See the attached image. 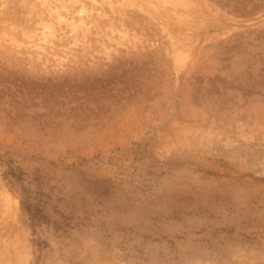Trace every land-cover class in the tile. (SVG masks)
<instances>
[{
	"label": "rangeland",
	"instance_id": "rangeland-1",
	"mask_svg": "<svg viewBox=\"0 0 264 264\" xmlns=\"http://www.w3.org/2000/svg\"><path fill=\"white\" fill-rule=\"evenodd\" d=\"M158 1L0 0V264H264V0Z\"/></svg>",
	"mask_w": 264,
	"mask_h": 264
},
{
	"label": "bare ground",
	"instance_id": "bare-ground-1",
	"mask_svg": "<svg viewBox=\"0 0 264 264\" xmlns=\"http://www.w3.org/2000/svg\"><path fill=\"white\" fill-rule=\"evenodd\" d=\"M160 1H162V0H159L158 2H160ZM170 1H171V3L173 4L172 0H170ZM164 3H166V2H163L162 4H164ZM151 4H152V3H151ZM172 4L168 3L167 5H171V6H172ZM178 4H180V3H178ZM173 6H174V8H176L174 4H173ZM173 6H172V7H173ZM81 7H82V8H81V9H82V10H81V13H82V14H83V13H86V11H88L87 8H86V6H85L84 4H82ZM58 13H59V14H56V17L53 18V19H55V20L57 19V23L60 22V25H62V23H64V21H65V24H67V25L70 24V27L72 28V31H73L74 29L77 31L78 24L80 25L82 22L85 21V20H83L81 23H79V22L76 23L78 19H77V20H72L73 18H72V19H69V17L67 18V17H65V16H63V15H60V12H58ZM27 16H29V15H27ZM40 16H42V15H40ZM53 16H54V15H53ZM71 16H72V15H71ZM89 16H90V15H89ZM99 16H100V15H99ZM149 16H150V15H149ZM178 16L185 17L184 15H177V21H178L179 18H180V17H178ZM82 17H83V16H82ZM121 17H122V16H121ZM152 17H153V16H152ZM152 17H151V18H152ZM21 18H22V17H21ZM23 18H25V16H23ZM23 18H22V19H23ZM41 18H42V17H41ZM112 18H113V17H112ZM13 19H14V18H13ZM44 19H45V18H44ZM79 19H80V17H79ZM123 19H124V18H123ZM127 19H128V18H127ZM165 19H166V18H165ZM180 19H183V18H180ZM38 20H40V18H39ZM38 20H36V22H38ZM45 20H46V19H45ZM51 20H52V19H51ZM55 20H54V21H55ZM81 20H82V19H81ZM175 20H176V18H175ZM183 20H184V19H183ZM183 20H181V21H183ZM62 21H63V22H62ZM75 21H76V22H75ZM181 21H179V22H181ZM47 22H48V23H47ZM47 22L43 21V18L41 19L40 22H38L39 24H42V23H43L42 25H45V27L48 28V32H43V33H45V34L42 35V37H43L44 39H47V37L49 38L50 36H51V37L56 36V34H55V32H56V31H55V30H56V26L54 25L55 23L53 22V23H54V24H53L52 22H50V19H48ZM55 22H56V21H55ZM61 22H62V23H61ZM68 22H69V23H68ZM108 22H109V21H108ZM111 22H112V21H111ZM121 22H122V21H121ZM44 23H45V24H44ZM182 23H183V22H182ZM9 24H10V22H9ZM124 24H125V23H124ZM11 25H12V23H11ZM16 25H17V24H16ZM36 25H37V24H36ZM56 25H57V24H56ZM85 25H86V24H85ZM112 25H113V24H112ZM122 25H123V24H122ZM160 25H161V24H160ZM17 26H18V25H17ZM57 26H58V25H57ZM107 26H108V25H107ZM120 26H121V25H120ZM161 26H162V25H161ZM18 27H20V26H18ZM54 27H55V28H54ZM80 27H81V26H80ZM109 27H111V26H109ZM83 28H84V27H83ZM89 28H90V26H89ZM113 28H114V27H113ZM124 28H125V27H124ZM162 28H163V27H162ZM167 28H168V27H167ZM85 29H87V28H84L83 30H85ZM44 30H45V29H44ZM112 30H113V29H112ZM120 30H121V29H120ZM163 30H164V29H163ZM21 31H24V30H21ZM76 31H75V32H76ZM122 31H124V29H123ZM26 32H27V30H26ZM30 32H31V30H30ZM86 32H88V31H86ZM119 32H120V31H119ZM119 32H118V33H119ZM27 33H28V32H27ZM121 33H123V34H122L123 37H126V38H127V36H128L127 34H128V33H127V30H126V29H125L124 32H121ZM126 33H127V34H126ZM145 33H146V32H145ZM84 34H85V33H84ZM24 35H25V34H24ZM27 35L30 36V34H27ZM119 35H120V34H119ZM167 35H168V34H167ZM122 36H121V37H122ZM133 36H135V35H133ZM26 37H27V36H26ZM42 37H41V38H42ZM75 37H76V36H74L73 38H75ZM131 37H132V36H131ZM147 37H148V36H147ZM168 37H171V36H168ZM12 38H13V37H12ZM12 38H11V39H12ZM126 38H125V39H126ZM78 39H79V38H78ZM120 39H123V38H120ZM129 39H130V38L128 37L126 41H128V42L131 41V40H129ZM134 39L137 40V41H138V40L140 41V38H138V37H137V39H136V37H135V38H132V40H134ZM171 39H172V38H171ZM173 40H174V39H173ZM75 41H77V39H75ZM75 41H74V42H75ZM137 41H135V42L137 43ZM121 42H122V41H121ZM121 42H120V43H121ZM75 43H76V42H75ZM132 43H134V41H132ZM136 43H135V44H136ZM140 43H141V42H140ZM130 44H131V42H130ZM174 44H175V43H174ZM17 45H18V44H17ZM132 45H133V44H132ZM132 45H131V46H132ZM139 45H140V44H139ZM139 45H138V46H139ZM18 46H19V45H18ZM133 47H135V46H133ZM178 47H179V46H176V47H174L175 49H174V48H173V49H174L175 51H177L176 48H178ZM106 49H107V48H106ZM182 49H183V48H182ZM140 50H141V47H140ZM174 50H172L171 53H173ZM184 50H185V49H184ZM178 51H179V50H178ZM181 51H182V50H181ZM169 52H170V51H169ZM169 52H168V53H169ZM173 54H174V53H173ZM179 57H180V56H179ZM177 59H179V58H177ZM115 61H116V60H115ZM179 61H180V60H179ZM179 61H178V62H179ZM116 64H117V63H116ZM175 65H176V64H175ZM176 67H177V66H176Z\"/></svg>",
	"mask_w": 264,
	"mask_h": 264
}]
</instances>
